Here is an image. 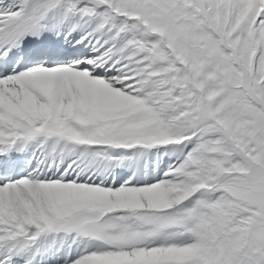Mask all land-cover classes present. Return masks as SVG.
I'll return each instance as SVG.
<instances>
[{"label": "snow or ice", "instance_id": "obj_1", "mask_svg": "<svg viewBox=\"0 0 264 264\" xmlns=\"http://www.w3.org/2000/svg\"><path fill=\"white\" fill-rule=\"evenodd\" d=\"M0 264H264V0H0Z\"/></svg>", "mask_w": 264, "mask_h": 264}]
</instances>
